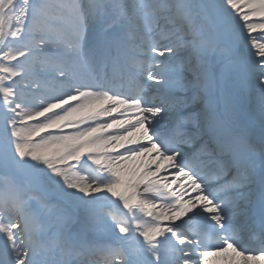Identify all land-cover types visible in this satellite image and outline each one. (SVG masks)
Returning a JSON list of instances; mask_svg holds the SVG:
<instances>
[{
	"label": "snow or ice",
	"instance_id": "snow-or-ice-1",
	"mask_svg": "<svg viewBox=\"0 0 264 264\" xmlns=\"http://www.w3.org/2000/svg\"><path fill=\"white\" fill-rule=\"evenodd\" d=\"M264 264V0H0V264Z\"/></svg>",
	"mask_w": 264,
	"mask_h": 264
}]
</instances>
